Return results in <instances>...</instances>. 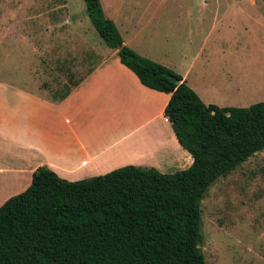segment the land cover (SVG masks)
Listing matches in <instances>:
<instances>
[{"label":"crops","instance_id":"0c3cea01","mask_svg":"<svg viewBox=\"0 0 264 264\" xmlns=\"http://www.w3.org/2000/svg\"><path fill=\"white\" fill-rule=\"evenodd\" d=\"M167 2L111 0L106 9L101 0L105 15L115 22L124 44L178 72L201 99H208L206 104L241 107L215 99L241 100L259 88L252 85V78H236L237 82L229 78L233 70L228 63L225 83H219L213 60L220 51V41L224 54L246 43L240 38L236 45L234 33L230 32L236 18H227L229 11L246 13L244 28L254 33L247 46L254 50L264 47V0H199L202 8L212 7L214 11L192 14L185 10L179 19L187 22L176 28L161 26L165 13L160 9ZM225 3L234 7L222 12L227 8ZM242 3L250 5L243 7ZM66 7L67 3H59L52 10ZM68 15L67 12L56 19L52 28L67 42L71 59L90 53L93 64L89 63L92 68L87 75L70 86L67 97L61 98L64 92H50L47 78L39 82L41 86L34 85L31 78L0 80V206L24 192L42 165L64 179L76 181L126 165L155 167L170 173L187 169L194 161L165 116L171 94L142 84L121 62L117 49L97 50L81 17L74 14L73 19ZM208 16L213 17L209 31L204 28ZM188 22L195 28L189 30ZM193 33L197 46L194 54H188L183 42L191 43ZM177 39L179 43L171 45ZM211 40L215 43L208 51Z\"/></svg>","mask_w":264,"mask_h":264},{"label":"trees","instance_id":"16d2710c","mask_svg":"<svg viewBox=\"0 0 264 264\" xmlns=\"http://www.w3.org/2000/svg\"><path fill=\"white\" fill-rule=\"evenodd\" d=\"M85 3L121 62L145 86L171 94L165 116L194 161L170 173L126 165L76 181L38 167L31 185L0 206V264H207L201 202L264 150V101L206 104L178 72L124 44L101 0Z\"/></svg>","mask_w":264,"mask_h":264},{"label":"rangeland","instance_id":"374dc122","mask_svg":"<svg viewBox=\"0 0 264 264\" xmlns=\"http://www.w3.org/2000/svg\"><path fill=\"white\" fill-rule=\"evenodd\" d=\"M103 1L107 9V3L111 0ZM59 3H67V7L62 11L52 10ZM242 5L247 7L250 4ZM223 6L227 8L221 9L222 12L234 7L229 3ZM185 10L192 14L201 10L208 14L214 11L212 7L202 8L199 0H168L160 9L165 13L161 26L176 28L183 25L186 20L179 19V14ZM67 12L68 18L74 19V14L81 17L83 26L88 30V38L97 50H113L93 26L85 0H0V80L31 78L34 85H40L39 82L47 78L50 92L60 93L89 73L92 68L90 64H93L90 53L78 54L71 59L73 54L67 49V42L62 41L58 30L52 28L56 19ZM226 17L236 18L234 28L230 30L234 33L236 45L240 38L241 41L244 38L246 43L224 54L223 45L219 42L220 51L213 60L217 64L215 72L220 78L219 83H225V64L228 63L233 70L229 78L235 81L252 78V85L259 90L241 100H215L224 105L234 103L248 107L264 101V82H260L264 81V47L254 50L247 46L248 38L252 40L254 33H248L244 28L247 19L245 12L232 14L229 11ZM212 18L208 16L205 20L204 28L207 31L212 28ZM45 26L48 32H45ZM194 28L188 22V29ZM214 33L217 35V30ZM191 38V43L183 42L188 54H194L197 46L194 33ZM178 43L177 39L171 45ZM214 43V40L207 43L208 51ZM217 48L214 46V49ZM257 78L259 80L254 82ZM202 100L205 103L208 101ZM215 100L210 101L215 103ZM201 208L202 250L207 264H264V150L250 157L228 176L217 180L203 198Z\"/></svg>","mask_w":264,"mask_h":264}]
</instances>
